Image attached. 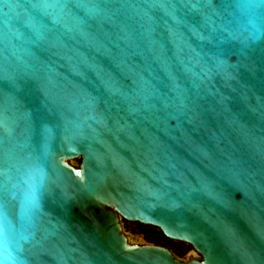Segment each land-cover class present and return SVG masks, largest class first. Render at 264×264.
Segmentation results:
<instances>
[{
    "label": "water",
    "instance_id": "obj_1",
    "mask_svg": "<svg viewBox=\"0 0 264 264\" xmlns=\"http://www.w3.org/2000/svg\"><path fill=\"white\" fill-rule=\"evenodd\" d=\"M0 262L264 264V0H0Z\"/></svg>",
    "mask_w": 264,
    "mask_h": 264
},
{
    "label": "flooded vegetation",
    "instance_id": "obj_2",
    "mask_svg": "<svg viewBox=\"0 0 264 264\" xmlns=\"http://www.w3.org/2000/svg\"><path fill=\"white\" fill-rule=\"evenodd\" d=\"M125 231H129V232H131L132 234H134L136 236L142 237L144 242L147 243V244H154V242L146 236V233H151L152 235L160 236L161 239H162V242L165 243L164 247L169 249L176 259H178L180 261H183V262H186V261L191 259L190 256H187V253L191 249V246H189L186 243H184V244L180 243L178 245L170 244L169 241H167L166 239L163 238V236L161 235V232H159L160 230L159 231L158 230H149V231H146V232H141V231H138L135 227L130 226L129 228L124 229V232ZM173 246H176L178 248V251L172 250Z\"/></svg>",
    "mask_w": 264,
    "mask_h": 264
},
{
    "label": "trees",
    "instance_id": "obj_3",
    "mask_svg": "<svg viewBox=\"0 0 264 264\" xmlns=\"http://www.w3.org/2000/svg\"><path fill=\"white\" fill-rule=\"evenodd\" d=\"M120 222L122 224L123 230L129 228L130 226H132V227H135L138 231H141V232H146V231H149V230H158L159 231V229L156 228V227H154V226L147 225V224H142V223L137 222V221L129 222V221H126V220H120ZM159 232H161V231H159ZM161 235L163 236L164 239H166L167 241H169L170 244H172V245H178L180 243L181 244H184V242L175 241V240L166 238L162 233H161Z\"/></svg>",
    "mask_w": 264,
    "mask_h": 264
},
{
    "label": "clouds",
    "instance_id": "obj_4",
    "mask_svg": "<svg viewBox=\"0 0 264 264\" xmlns=\"http://www.w3.org/2000/svg\"><path fill=\"white\" fill-rule=\"evenodd\" d=\"M0 264H3V262H0Z\"/></svg>",
    "mask_w": 264,
    "mask_h": 264
}]
</instances>
